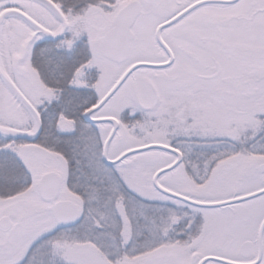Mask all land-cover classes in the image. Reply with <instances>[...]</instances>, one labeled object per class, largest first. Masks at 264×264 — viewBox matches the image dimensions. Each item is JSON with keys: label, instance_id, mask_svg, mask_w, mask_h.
<instances>
[{"label": "snow or ice", "instance_id": "1", "mask_svg": "<svg viewBox=\"0 0 264 264\" xmlns=\"http://www.w3.org/2000/svg\"><path fill=\"white\" fill-rule=\"evenodd\" d=\"M0 264H264V0H0Z\"/></svg>", "mask_w": 264, "mask_h": 264}]
</instances>
